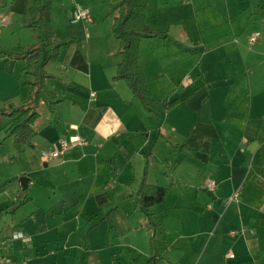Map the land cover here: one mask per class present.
Returning <instances> with one entry per match:
<instances>
[{
    "label": "crops",
    "instance_id": "0c3cea01",
    "mask_svg": "<svg viewBox=\"0 0 264 264\" xmlns=\"http://www.w3.org/2000/svg\"><path fill=\"white\" fill-rule=\"evenodd\" d=\"M118 3L54 0L55 31L69 41L46 66L58 100L45 94L20 152L7 134L13 118L0 117V256L264 264V0H150L146 27L158 35L143 38L139 53L149 108L113 79L122 61L112 34ZM30 7L0 0V110L32 94L35 60L10 56L38 41ZM77 7L90 10L91 24L73 21ZM74 134L87 143L46 155ZM144 181L169 188L150 217L138 203ZM18 231L27 239L1 244Z\"/></svg>",
    "mask_w": 264,
    "mask_h": 264
},
{
    "label": "trees",
    "instance_id": "16d2710c",
    "mask_svg": "<svg viewBox=\"0 0 264 264\" xmlns=\"http://www.w3.org/2000/svg\"><path fill=\"white\" fill-rule=\"evenodd\" d=\"M150 0H119L117 13L113 17L112 34L119 41V54L122 61L114 80H124L133 95L142 100L149 108L151 91L144 70L140 65V44L145 37H156L158 34L149 32L146 27V13ZM54 0H31V7L27 18L28 27L37 32V43L20 54H10L15 59L35 60V69L32 72L33 86L30 98L20 104H9L0 110V117H10L13 121L7 128V134L14 137V143L18 152L22 150L34 132V124L40 117L39 108L45 100L47 90L46 80L51 76L46 70L50 61L58 58L60 49L69 43L59 38L52 20V8ZM50 49V54L45 60V50ZM54 99L58 98L50 93ZM169 194V188L149 184L144 181L138 191V203L143 212L150 217V208L162 203ZM24 201L16 202L15 211ZM157 259L153 255L147 264H156Z\"/></svg>",
    "mask_w": 264,
    "mask_h": 264
},
{
    "label": "built area",
    "instance_id": "2783aa9c",
    "mask_svg": "<svg viewBox=\"0 0 264 264\" xmlns=\"http://www.w3.org/2000/svg\"><path fill=\"white\" fill-rule=\"evenodd\" d=\"M73 21L91 24L93 22V15L88 8L77 7L73 14ZM258 37H259L258 33H253L250 38V43L253 44L254 42H256ZM91 95L94 96L95 93H92ZM86 143H87V139L79 134H74L69 137H63L59 140L58 144L54 147V149H52L49 152H46V155L52 158H60L74 147L85 145ZM207 185L209 189L214 190L216 187V182L213 178H208ZM237 198H238V194H235L234 196L229 198V202L233 200H237ZM16 239L26 240L27 236L24 232L18 231L15 232L11 237L4 240L1 244L6 245ZM0 262L1 264H7L10 262V259L5 256H0Z\"/></svg>",
    "mask_w": 264,
    "mask_h": 264
},
{
    "label": "water",
    "instance_id": "95a60500",
    "mask_svg": "<svg viewBox=\"0 0 264 264\" xmlns=\"http://www.w3.org/2000/svg\"><path fill=\"white\" fill-rule=\"evenodd\" d=\"M21 183H22L24 189H26L28 187L29 178L26 176L21 177Z\"/></svg>",
    "mask_w": 264,
    "mask_h": 264
},
{
    "label": "rangeland",
    "instance_id": "374dc122",
    "mask_svg": "<svg viewBox=\"0 0 264 264\" xmlns=\"http://www.w3.org/2000/svg\"><path fill=\"white\" fill-rule=\"evenodd\" d=\"M51 15H52V13H51ZM32 29V28H31ZM35 33H36V35H37V32L34 30V29H32ZM143 40V39H142ZM142 42V41H141Z\"/></svg>",
    "mask_w": 264,
    "mask_h": 264
}]
</instances>
